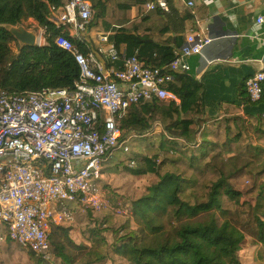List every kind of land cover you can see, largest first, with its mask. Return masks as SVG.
<instances>
[{
    "label": "trees",
    "instance_id": "obj_1",
    "mask_svg": "<svg viewBox=\"0 0 264 264\" xmlns=\"http://www.w3.org/2000/svg\"><path fill=\"white\" fill-rule=\"evenodd\" d=\"M64 1L0 0V25L31 19L44 39L40 46L20 47L0 26V87L15 94L73 88L78 67L55 44L58 35L69 33L55 25ZM195 13L207 16L206 7H196ZM183 38L168 27L154 35H108L126 56L136 52L145 67L162 71L168 70ZM72 44L82 53H96L100 46L77 39ZM170 73L165 88L181 100L180 111L154 98L131 105L118 122L120 141L127 132L136 134L114 152L109 167L139 179L135 197L123 201L128 210H106L102 222L89 228L88 243L74 242L65 226L52 227L50 250L61 261L72 264L65 253L70 247L75 264H109L112 257L122 259L120 264H264V120L236 115L215 129L200 128L203 85L188 72ZM245 103H264V85L258 101ZM247 238L249 255L240 258ZM43 260L38 257L36 264Z\"/></svg>",
    "mask_w": 264,
    "mask_h": 264
},
{
    "label": "built area",
    "instance_id": "obj_2",
    "mask_svg": "<svg viewBox=\"0 0 264 264\" xmlns=\"http://www.w3.org/2000/svg\"><path fill=\"white\" fill-rule=\"evenodd\" d=\"M186 4L192 6L193 0ZM145 5L168 11L166 0ZM92 17L90 0H65L55 19V25L69 32L58 35L55 44L78 67L73 88L15 94L0 87V222L11 241L41 258L48 257L52 227L73 221V212L62 201L102 222V214L111 208L99 186L103 164L135 135L127 132L120 141L119 120L131 105L154 98L180 111L181 100L165 88L170 71L189 72L187 59L212 41L187 34L168 70L162 71L145 67L136 52L126 56L108 34L99 36L96 53L78 51L72 39L85 42ZM262 23L257 16L256 26ZM263 85L262 67L236 88L235 96L242 103L256 102Z\"/></svg>",
    "mask_w": 264,
    "mask_h": 264
},
{
    "label": "crops",
    "instance_id": "obj_3",
    "mask_svg": "<svg viewBox=\"0 0 264 264\" xmlns=\"http://www.w3.org/2000/svg\"><path fill=\"white\" fill-rule=\"evenodd\" d=\"M148 1L154 0H90L93 25L88 29L86 41L99 45L101 34L154 35L165 27L183 37L189 33L210 37L211 43L201 54L187 59L191 67L188 74L204 88V113L198 117L204 122L198 126L215 129L224 118L236 115L264 120V103L246 104L235 96L238 86L253 72L264 68V0H193L192 6L186 4L187 0H166L168 11L150 10L145 5ZM200 5L207 10L203 18L195 13ZM259 15L263 23L257 27ZM112 158L104 162L103 168L112 161L115 163ZM107 171L113 173L109 168ZM103 172L102 169V176ZM74 222L63 225L70 228L68 236L76 230ZM0 225H3L0 237H6L7 227L1 222Z\"/></svg>",
    "mask_w": 264,
    "mask_h": 264
},
{
    "label": "rangeland",
    "instance_id": "obj_4",
    "mask_svg": "<svg viewBox=\"0 0 264 264\" xmlns=\"http://www.w3.org/2000/svg\"><path fill=\"white\" fill-rule=\"evenodd\" d=\"M23 24L26 27H30V29H35L32 28L34 25V21L31 19L24 21ZM37 31L41 35L40 44L42 45L44 43V39L42 37V30L38 29ZM11 46L12 49L15 51L16 50L15 45L11 44ZM154 130L155 132H157L160 130V128L155 125ZM128 147H130L129 149H132V143H130ZM225 153L232 154V151L225 148ZM112 163L113 161L109 165H105L103 168L104 170L102 176L103 179L99 181L100 190L106 195L108 201L111 204V208H116L118 210L126 211L128 210V205H125L123 201L124 199L130 200L133 197H135L136 188L139 185V179L134 178L129 174L127 175L130 177H127L126 173L124 172L119 174L109 173L107 171V168L111 167ZM104 185H106V187H104ZM61 203L65 207L76 206L74 203L68 201H62ZM69 211L73 212V220L75 221L74 224L76 226L75 232L72 233L71 235L69 234L71 236L69 237L76 243L85 242V241H86L85 243H88L87 237L89 235L88 233L89 228H91L95 223V219H94L95 216L91 213L82 215L79 213L76 207L74 210L69 209ZM102 215L105 216V214ZM116 221L117 219L114 218V227L117 226ZM2 227L3 225H0L1 229ZM166 229L171 230V227L167 225ZM104 233L107 240L110 241L111 235L106 230ZM250 244L251 241L247 238L242 245L243 252L245 250L246 253L245 255L243 254L240 255V258L244 256L247 257L249 255L248 248ZM65 252L66 254L71 255L72 264L78 263L77 256L74 250H72L70 247H65ZM43 259H44L43 262H40L39 264H68V262H63L61 261V259L57 258V256H55L53 251H51L50 249L48 251V257ZM37 260H38L37 256L35 255L31 256L28 254L27 248L15 244L7 237H0V261H2L0 262V264H36ZM112 261L114 264H120L122 262V259L118 257H112L110 262ZM248 264H253V263H248Z\"/></svg>",
    "mask_w": 264,
    "mask_h": 264
},
{
    "label": "water",
    "instance_id": "obj_5",
    "mask_svg": "<svg viewBox=\"0 0 264 264\" xmlns=\"http://www.w3.org/2000/svg\"><path fill=\"white\" fill-rule=\"evenodd\" d=\"M0 26L13 36L20 47L40 46L39 40L41 35L36 29L27 28L23 23L20 22L16 24H1Z\"/></svg>",
    "mask_w": 264,
    "mask_h": 264
}]
</instances>
